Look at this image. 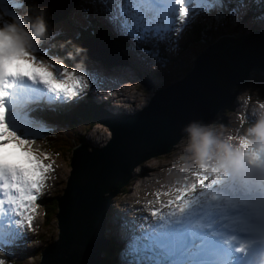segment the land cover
Masks as SVG:
<instances>
[{
  "label": "snow or ice",
  "instance_id": "1",
  "mask_svg": "<svg viewBox=\"0 0 264 264\" xmlns=\"http://www.w3.org/2000/svg\"><path fill=\"white\" fill-rule=\"evenodd\" d=\"M92 2L116 34L131 42L130 50L151 45L140 51L158 62H162L160 45L175 51L180 34L199 16L216 11L220 19L225 7V0ZM245 6V0H238L230 15L235 17ZM24 9V0H0V206L7 204L23 228L32 226L37 201L55 172L54 161L44 163L52 154L37 145L52 129L32 113L68 109L78 104L90 87L97 91L102 82L83 61L72 68L62 62L75 60L71 52L63 58L52 55L42 44L46 32L43 19L31 23L30 16L21 15ZM21 17L27 19L28 30ZM259 19L264 21V16ZM56 35L60 33L47 39ZM82 51L75 48L77 56ZM24 64L29 65L27 70ZM85 72L87 75L82 74ZM242 144L246 150L236 154L244 159L242 172H233L229 163L217 164L208 172L202 164L192 173L194 179L185 177L183 183L177 182L179 186L155 193L161 209L153 208L150 215L158 222L128 240L122 253L125 264H236L237 259L239 264H264V142ZM162 195L169 197L166 203L160 200ZM240 205L246 208L241 211ZM163 209L170 211L164 214ZM229 209L244 218L234 220L240 226L226 236L228 226L219 221L227 218ZM233 253L239 254L238 258ZM0 264L5 261L0 259Z\"/></svg>",
  "mask_w": 264,
  "mask_h": 264
},
{
  "label": "water",
  "instance_id": "2",
  "mask_svg": "<svg viewBox=\"0 0 264 264\" xmlns=\"http://www.w3.org/2000/svg\"><path fill=\"white\" fill-rule=\"evenodd\" d=\"M251 72L264 74V36L257 31L220 38L196 58L184 79L159 86L136 114L95 111L92 119L107 127L110 138L90 152L73 150L64 194L54 197L57 237L39 264H111L104 237L111 199L131 182L137 166L169 152L190 125L213 122L230 103L232 89Z\"/></svg>",
  "mask_w": 264,
  "mask_h": 264
},
{
  "label": "rangeland",
  "instance_id": "3",
  "mask_svg": "<svg viewBox=\"0 0 264 264\" xmlns=\"http://www.w3.org/2000/svg\"><path fill=\"white\" fill-rule=\"evenodd\" d=\"M77 1L79 0H72L68 8L64 12L55 16L54 18H56V20L64 18L65 15L67 14L68 9L72 5H74ZM32 2H33V6L29 2L31 6L27 9V12L31 16H33L34 14H37L38 16L40 15L42 16V14H39L38 1L32 0ZM24 3L26 7L27 4L26 2ZM80 3L82 4L81 7L82 15L84 16L85 19H88L90 21L91 17H93L94 15V12L91 11L90 9L89 13H87L86 15L84 11L85 7L88 6V0H82ZM238 13L239 16L236 17V19L241 18L243 13V8H240ZM31 22L36 23L34 18L31 19ZM74 27H75V20L71 19V26L68 28V30L73 32ZM193 30L194 29L189 31V36L187 34L184 35L181 43H186L191 38L190 35L193 32ZM234 30H239L240 33L243 31H248L251 33L257 31L259 33H264V21L260 19L255 20L249 17L247 18V20L243 22V25L241 27L233 26V25L230 27L227 23V26L225 28L222 27L220 29H216V28L213 29V31H215L217 34H222L225 32L224 35H229V33ZM97 37L99 38V41L103 43L102 35L100 34V36ZM223 37H230V36H220L215 42L209 45L204 44V42L202 41L196 44L193 43L190 45V47L187 50H183L181 48V50L176 52L175 49V51H173L169 55V59L163 62H158V61L152 63L149 62L152 72L157 76L156 78L153 77L151 74H150L151 75L150 78L149 74L145 73L143 69L140 68L139 65H137L135 59L131 60L132 65H125L122 67L120 66L124 71H128V72L125 73L121 78H119L120 72L122 71L121 68L119 66H113V67L108 66L106 63L103 62L108 60L109 57L103 56L104 57L102 58L103 61L101 59H98L96 56H95L96 58H94L93 56L98 52L96 48L99 47V45L93 46L92 48L94 49V51L91 52V56H89V60L90 61L92 60L94 64H98L97 65L98 67H104L105 69L107 67H110L112 71L105 72V74H102L105 76L104 77L101 76L100 78L102 81L100 84L106 86L104 88V91H98V90L93 91L91 93V96L95 98L102 97L106 99L107 96L105 94L107 92L105 90L109 86L108 83L110 82L111 79L118 78L120 79V84H121L120 87H122V92L126 96L122 95L121 98L116 100H114L113 97L112 98L113 101H107L108 102L107 104L105 103L99 104L101 106L100 109L105 110L111 114L121 113L119 110L122 109L125 111H129V110L134 111V109H136V111L140 112L143 107L148 105L150 99L154 95V90L156 89V87L161 86L163 83L174 82L176 80L183 78L192 69L195 58L199 54H202V52L206 50L205 49L206 47L208 48L209 46H212L220 38ZM87 39L94 41L95 37L92 36L89 38H85L84 40ZM69 44L72 45V43ZM94 44L95 42H93L91 45ZM103 44H107V41H105ZM203 48L204 50L201 51ZM83 51H86L88 55L90 54V52L84 50V48ZM62 52L64 55L65 53H68L65 49H63ZM107 54L109 55V53ZM123 54L124 57L128 58L130 63V59L127 55V52L124 51ZM161 56L163 57V53L161 54ZM86 62L89 63L88 60ZM93 67L95 69L97 68L96 65H93ZM134 68H136L137 70L135 73L131 72L135 70ZM125 82L127 83V85L122 84ZM125 89H127V91ZM234 91H235L234 98L230 100L229 105H227V109L224 110V112H221V115L218 117V120L213 124L200 128L203 132L211 133L213 144H216L218 142L217 140L218 137H222V136L224 137L226 136L224 142L228 143L231 140V133L233 131L234 124L244 119L247 112L250 109H254L257 106H264V74L262 73L255 74L251 72L249 79L245 83L237 86V88H235ZM117 93L120 92L118 91L113 92L114 95H116ZM128 99L130 101H128ZM90 101H94V99L91 98ZM85 103L86 105H83L77 109L81 111L73 116H81V114L85 113L86 108L87 111L91 110L89 109L90 105H92L91 108L93 110L89 114V116L92 114L91 117H93L94 112L100 110L99 108L96 109L98 105L96 106L95 103H91L87 101ZM114 107H116L117 109H114ZM62 120L60 121V123L64 125L65 130H61V128L57 125L55 131L53 132L54 133L53 140L51 141V145H50L52 148L55 147L54 148L55 150L59 151L56 159L57 162L56 175L54 178L51 179L47 191L43 195L42 199H38L37 201V208H38L37 211H40L39 214H41V212L44 210V206L47 203V201L45 202L43 201L44 198H48L51 195H53L54 197H59L64 194V190L67 186L68 178L70 177V171L72 170L70 164L73 157V150L77 147L87 149L88 145L90 143H94L95 141L98 142V144L100 145L102 144L106 145V143L110 138V133L107 127L101 123H96L97 121L95 120L94 121L92 120L91 123L79 122L72 127L68 125L69 124L68 122H64L70 120V117H67L66 120L64 119ZM222 121H225L226 125L222 124L223 125L222 126L221 124H219ZM81 137H84V139L80 142L79 140ZM191 143H192V137L190 133L189 134L186 133L185 136L182 137L181 140L168 153L152 156L147 160H145L144 162H142L139 166H137L138 171L133 175V178L129 186L126 187V190H122L120 193H118L116 196H114L111 199L110 206L119 207L122 204L121 202L135 195L136 194L135 191H142L147 193V190L149 188L160 186L163 184L164 180L166 179L169 180L172 172H179L182 169L180 163L184 161L187 163H192L195 156L193 151L191 150ZM60 144L62 146H60ZM219 147L220 145H215L211 147L210 152L216 150ZM144 170L145 171L148 170V172L144 173ZM153 174L155 175L152 176V178L154 183L156 182V185H153V182L150 181L151 175ZM110 211H114V210H110ZM37 222H38V228L36 229V232L34 234H29L27 240L24 242V245L18 248V251H22L21 248L25 249V247H27L24 253L17 255V258L15 259L17 261V264H22V263L39 264L40 254L42 253V251L45 250L46 247L51 245L52 241L55 240L57 237L58 231H57L55 219L52 220L49 225H46L47 222L45 220V217L40 218ZM115 256H117L116 252H115ZM111 264H114L113 260L111 261Z\"/></svg>",
  "mask_w": 264,
  "mask_h": 264
},
{
  "label": "trees",
  "instance_id": "4",
  "mask_svg": "<svg viewBox=\"0 0 264 264\" xmlns=\"http://www.w3.org/2000/svg\"><path fill=\"white\" fill-rule=\"evenodd\" d=\"M28 1L33 6L32 0H28ZM37 1H38V7H39L40 6V2H39V0H37ZM24 2H26V0H24ZM234 6H235L234 4H231V7H234ZM39 14H42V16H43L44 20L46 21V23L49 22L48 17H46V15L44 14L42 9H39ZM249 15H251V16L257 18V19H259L261 16H264V0H252L251 11L249 12ZM217 20H218L217 18L216 19L207 18V21H205V22L203 20H201V21L197 20V21L193 22L192 26L190 27V29L187 30V35L189 36V31L194 29L193 32L190 35L191 38L186 43H180V45L178 46V51L181 50V48L183 50H187L190 47L191 44H193V43L196 44V43L201 42V41L204 42V44H206V45L210 44L213 41H215L220 35H223L225 32L222 33V34H217L215 31H213V29L219 23H220V25L223 28H225L227 26V23H226L225 20H220L218 22H217ZM48 24H50V22L47 23V25ZM99 25H100V23L94 17H91L88 26H86V27H83L81 25H76L75 26L73 31H75V33L77 32V33L80 34L79 36H77V34H76V40H77L78 47H80V43L82 42V40H84L85 38L91 37L92 34L95 31H96V33L98 32L100 34V32L97 31V26H99ZM238 33H239V30H234V31L230 32L229 35H236ZM90 41H92V40L83 41V45L86 47V49H87L86 45ZM110 41H113L118 47L119 46L122 47V42L115 41V40H110ZM87 51H88V49H87ZM82 52H84V51H82ZM122 52H124V51H122ZM89 56H91V55L89 54ZM235 88H237V86L232 89V97L233 98H234V95H235V91H234ZM83 105H86V103L83 102L77 108L72 110L70 113H66V114L65 113H60L58 115V118H60L61 120L62 119L66 120L67 117H70V120L64 121V122H68L69 123L68 125H70L71 127L74 126L75 124L79 123V122L91 123V121L93 120L92 117H91L92 114L90 116H89V114L93 110L91 108L92 105L89 106V109H91V110L87 111V108H86L85 113L81 114V116H73V115H75V114H77V113H79L81 111V110H77V109L79 107L83 106ZM96 109H97V107H96ZM226 109H227V106L222 109L223 111L221 110V111H219L217 113V115L215 116L214 122H216L218 120V117L221 115V112H224V110H226ZM222 122H224V121H222ZM55 123H56V125H58L61 128V130H65L63 124L59 123L58 121H56ZM66 130H68V129H66ZM83 139H84V137H81L79 141L81 142ZM52 140H53V137H50L47 140H45V145H47L48 147H51L50 145H51V141ZM60 146H62V145L60 144ZM54 148H53V150L56 153H59V151L55 150ZM123 190H126V188H124ZM52 196L53 195L49 196L47 198V200L43 199V201H47V203L44 206V208H45V220L47 222L46 225H49L51 223V221L55 219V214H56V211H57V199L54 198V196L53 197ZM110 239L111 238H109V240ZM117 245H118L117 241H110L109 246H110V248L112 250V260L115 259V251L117 249ZM13 264H17V261L15 259H14V263ZM22 264H24V263H22Z\"/></svg>",
  "mask_w": 264,
  "mask_h": 264
},
{
  "label": "bare ground",
  "instance_id": "5",
  "mask_svg": "<svg viewBox=\"0 0 264 264\" xmlns=\"http://www.w3.org/2000/svg\"><path fill=\"white\" fill-rule=\"evenodd\" d=\"M58 0H39L40 2V8L39 9H42L44 14L46 15V17H48L49 19H51L52 21H56V18H54L55 16L59 15L60 13L64 12L68 6L70 5V3L72 2V0H66L69 2V4H66L65 6H61L57 3ZM57 3V4H56ZM248 34H252L251 32H248V31H243V32H239L238 34L236 35H230V37H239V36H242V35H248ZM263 36H264V33H261ZM100 34L97 32L95 36H99ZM93 42H95L94 45H91ZM113 41H107V44H103L99 41V38L95 39L94 41H90L87 43V49H88V52H90V55H91V52H93V46H96V45H99V47H97L96 49L98 50V52H101V51H104V53H106V51H111L113 48L115 47H118L114 42V44L112 43ZM207 48V47H206ZM205 48V49H206ZM97 52V53H98ZM107 54V53H106ZM200 55V54H199ZM198 55V56H199ZM96 54L93 56L94 58ZM197 56V57H198ZM196 57V58H197ZM196 58H195V61H196ZM103 61V60H102ZM194 61V63H195ZM104 63H106L108 66H118V65H123V64H129V60L127 57H124V54L123 52H120L119 54H113L109 57V59L107 61H103ZM194 63H193V67L192 69L194 68ZM191 69V70H192ZM190 70V71H191ZM189 71V72H190ZM187 75V74H186ZM186 75L182 78L184 79L186 77ZM105 75H103L102 77H104ZM112 76V75H111ZM181 80V79H180ZM128 82V81H127ZM109 86L106 88V96L108 98H113L114 97V100L116 99H119L121 98L122 95H125L123 92H122V87H120V79L118 78H114V79H111L110 82L108 83ZM130 84V83H129ZM128 84V85H129ZM127 85V84H126ZM127 87V86H126ZM127 91V89H125ZM112 91H118L120 93H117L116 95L113 94ZM135 93V92H133ZM128 94V93H127ZM131 94H132V91H131ZM126 96V95H125ZM130 96V95H129ZM132 96V95H131ZM154 96V95H153ZM152 96V97H153ZM131 99V98H130ZM128 101H130L128 99ZM144 108V107H143ZM142 108V109H143ZM139 110V109H138ZM123 112H127V113H131V114H136L138 111H136V109H134V111H125L122 109ZM190 132H188L189 134ZM86 137V136H85ZM226 136H222V137H218V142L216 144H212L211 147L215 146V145H224L226 144L224 142ZM98 139V138H97ZM104 139V138H103ZM182 142V141H181ZM180 142V144H181ZM105 145H100L98 144V142H94V143H90L88 145V148L86 149L87 152H90L92 147H98V148H102L104 147ZM176 163V162H175ZM149 170V169H148ZM148 170H144V173H147ZM138 171V169L136 168L134 170V174ZM155 174L151 175V182H153V185H156V182L154 183L153 181V178L152 176H154ZM158 175V174H156ZM167 180V179H166ZM132 190V189H131ZM134 191V190H133ZM123 205V203L121 204ZM128 207H123V209H118L116 211H110V209H108V213H107V219H106V224H105V229H104V237H105V240L107 241L108 244H110V241H117L118 244L120 243V239H121V236H122V232H123V226L120 224L119 222V219L120 217L123 215V213L128 210ZM111 238L109 240V238ZM21 247V246H20Z\"/></svg>",
  "mask_w": 264,
  "mask_h": 264
},
{
  "label": "clouds",
  "instance_id": "6",
  "mask_svg": "<svg viewBox=\"0 0 264 264\" xmlns=\"http://www.w3.org/2000/svg\"><path fill=\"white\" fill-rule=\"evenodd\" d=\"M25 24V30H28V21L26 18L21 17ZM14 27H17L15 21H11ZM192 137L191 150L194 153L196 159L201 163L205 162L210 155L211 146L213 140L211 133L203 132L198 126L190 125L188 128ZM249 133L254 137L252 140L244 139L248 144H255L257 142H264V117L258 120V122L249 129ZM245 147L242 142L238 148L233 150L230 146L220 145V152L217 154V164L229 163L232 166L233 172L239 173L243 171L241 165L244 163L242 156H236L237 153H243ZM245 167H248L245 165Z\"/></svg>",
  "mask_w": 264,
  "mask_h": 264
},
{
  "label": "flooded vegetation",
  "instance_id": "7",
  "mask_svg": "<svg viewBox=\"0 0 264 264\" xmlns=\"http://www.w3.org/2000/svg\"><path fill=\"white\" fill-rule=\"evenodd\" d=\"M182 79V78H181ZM180 80V79H179ZM140 110V109H139Z\"/></svg>",
  "mask_w": 264,
  "mask_h": 264
}]
</instances>
